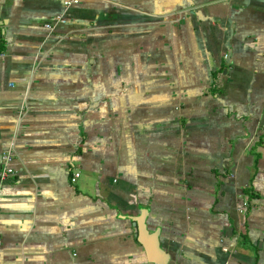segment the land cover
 <instances>
[{
  "label": "crops",
  "instance_id": "1",
  "mask_svg": "<svg viewBox=\"0 0 264 264\" xmlns=\"http://www.w3.org/2000/svg\"><path fill=\"white\" fill-rule=\"evenodd\" d=\"M65 1L0 0V264H154L143 210L169 264H264V0Z\"/></svg>",
  "mask_w": 264,
  "mask_h": 264
},
{
  "label": "water",
  "instance_id": "2",
  "mask_svg": "<svg viewBox=\"0 0 264 264\" xmlns=\"http://www.w3.org/2000/svg\"><path fill=\"white\" fill-rule=\"evenodd\" d=\"M148 217L149 211L143 210L139 216L131 218L136 228L138 240L145 248L150 263L169 264L171 257L162 247L161 229L151 232L147 223Z\"/></svg>",
  "mask_w": 264,
  "mask_h": 264
},
{
  "label": "built area",
  "instance_id": "3",
  "mask_svg": "<svg viewBox=\"0 0 264 264\" xmlns=\"http://www.w3.org/2000/svg\"><path fill=\"white\" fill-rule=\"evenodd\" d=\"M80 0H66L65 1V7L66 10L69 9L70 7L78 4ZM67 23V18L65 14H61L58 17H56L55 21L53 23H50L46 25V28L50 31H53L58 25H64ZM4 52L0 53V56H3ZM13 156L11 153L6 154L2 157V162H3V167L0 172V211H1V195H2V190H3V185L5 181L9 178L10 175L14 174V169L9 167L10 162L12 161ZM80 176V173L77 172L75 173V176L73 178V182L76 181V179ZM2 237L0 235V245L2 244Z\"/></svg>",
  "mask_w": 264,
  "mask_h": 264
},
{
  "label": "trees",
  "instance_id": "4",
  "mask_svg": "<svg viewBox=\"0 0 264 264\" xmlns=\"http://www.w3.org/2000/svg\"><path fill=\"white\" fill-rule=\"evenodd\" d=\"M0 53L5 51V43L2 40V37L0 35Z\"/></svg>",
  "mask_w": 264,
  "mask_h": 264
}]
</instances>
